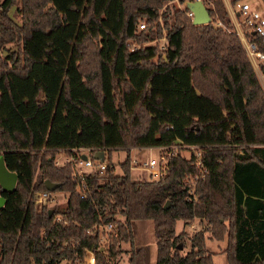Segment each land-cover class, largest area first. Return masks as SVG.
<instances>
[{
    "label": "trees",
    "instance_id": "trees-1",
    "mask_svg": "<svg viewBox=\"0 0 264 264\" xmlns=\"http://www.w3.org/2000/svg\"><path fill=\"white\" fill-rule=\"evenodd\" d=\"M172 1L0 0V157L16 175L0 191V264H80L89 249L94 264L123 251L147 264L138 221L152 224L154 264H212L207 231L225 241L226 264H264V91L221 0H200L210 22L197 26ZM176 141L202 152L196 202L185 201L194 168L180 154L157 181L129 169V150ZM70 149L122 150L121 173L107 157L82 199L70 164H54ZM45 180L67 194L61 205L33 203ZM194 220L205 229L175 233ZM106 223L116 235L99 246L92 227Z\"/></svg>",
    "mask_w": 264,
    "mask_h": 264
},
{
    "label": "built area",
    "instance_id": "built-area-1",
    "mask_svg": "<svg viewBox=\"0 0 264 264\" xmlns=\"http://www.w3.org/2000/svg\"><path fill=\"white\" fill-rule=\"evenodd\" d=\"M224 3L227 7L225 10L228 14L231 28L237 35L247 59L255 71L258 80L259 75L264 80V73L262 72L264 70V52H261L257 44L253 41V38H256L264 43V16L256 9H253L248 0H224ZM185 15L191 20L190 12L185 11ZM138 28L142 29L143 24H139ZM159 47L163 49V44L161 46L159 45ZM146 149H156L157 156L144 161L129 159V169L131 171H144L147 174V179L151 181L160 180L166 175L167 162L172 156L180 154V151L187 153V158L185 159H189L191 166L194 168V172L184 176L182 186L186 187L187 190L185 201L196 202L197 196L193 193L194 186L198 180L203 178L206 172V168L202 162L201 149L196 145H182L178 141L168 147L161 146ZM95 152L97 151L89 149H70L68 155L58 153V155L63 157V161L60 164L57 159H54V164L57 166L64 162L70 164V179L74 182V192L82 199L86 196V178L89 174L101 172L106 167V162H104L105 152H103L101 160L94 158ZM82 155L84 158L81 157ZM58 193L47 190L37 191L33 193L32 200L39 209L41 207L49 208L52 206L54 197ZM55 220L58 219L55 218ZM94 228H96L99 246H105L116 235L111 223L95 225L92 229ZM92 229L86 231V233L91 234ZM94 263V249L85 250L80 264Z\"/></svg>",
    "mask_w": 264,
    "mask_h": 264
},
{
    "label": "rangeland",
    "instance_id": "rangeland-1",
    "mask_svg": "<svg viewBox=\"0 0 264 264\" xmlns=\"http://www.w3.org/2000/svg\"><path fill=\"white\" fill-rule=\"evenodd\" d=\"M224 2V0H221ZM250 2L251 7L253 9H256L260 12L261 15L264 16V1L263 0H248ZM222 2V3H223ZM172 4L177 9H183L182 4L178 3L176 0L172 1ZM207 8L210 6V4H204ZM225 5V3H223ZM226 9V5L224 6ZM8 15L12 18V20L16 23H19L18 18L14 14V8L11 7L8 11ZM218 24H216L217 26ZM158 44L161 46L163 44V40H159ZM259 83L264 89V80L259 75ZM180 154L187 158V153L184 151H180ZM157 156V150L156 149H131L128 152V158L129 159H135L138 161H144L148 160L149 158H155ZM107 157L109 158V163L113 169L114 174L118 175L120 174V169L118 164L125 158V152L122 150H113L109 154L104 153V162L107 161ZM55 159H57L58 163L60 164L63 161V157L60 155H56ZM131 175L134 179H137V176L140 179H147V174L144 171H132ZM57 193V192H56ZM67 194L59 192L56 194V197H54V201L52 205H61L64 200L66 199ZM205 224L199 225L196 220H194L192 223H186L183 224L182 222L178 221L176 223V226L174 228L175 233H178L180 231H184L187 236H191L193 233L205 229ZM204 236V244L206 247V250L208 253L213 254L212 258V264H226L225 256L221 252V250L224 248L225 241L222 240L221 243L217 242V240H213L211 238V235L209 231L203 234ZM154 238L152 235V224L149 221H138L135 223V233L133 236V244L134 245H142L145 246L147 249V264H154V251H155V245H154ZM187 247V244H186ZM185 247V250L187 248ZM121 250H127L128 245L126 243L120 244ZM184 251V250H183ZM61 263V262H60ZM63 264V263H62ZM111 264H128L127 263V253L122 252Z\"/></svg>",
    "mask_w": 264,
    "mask_h": 264
},
{
    "label": "water",
    "instance_id": "water-1",
    "mask_svg": "<svg viewBox=\"0 0 264 264\" xmlns=\"http://www.w3.org/2000/svg\"><path fill=\"white\" fill-rule=\"evenodd\" d=\"M182 8L185 11H188L191 13V24L194 26L197 25H203V24H208L210 22V17L207 11V8L205 5L200 1H184L182 3ZM103 152L102 151H97L94 153V158H97L99 160L102 159ZM84 158V156H81ZM16 181V175L13 172H9L2 161V158L0 157V191H4L7 193H10L13 191L14 184ZM44 188L47 191H53L56 187L57 184L51 183L47 180L43 182ZM4 202V199L0 196V208ZM168 202H165L163 205V208L167 206ZM50 211H48V214Z\"/></svg>",
    "mask_w": 264,
    "mask_h": 264
},
{
    "label": "crops",
    "instance_id": "crops-1",
    "mask_svg": "<svg viewBox=\"0 0 264 264\" xmlns=\"http://www.w3.org/2000/svg\"><path fill=\"white\" fill-rule=\"evenodd\" d=\"M223 2V1H222ZM224 3V2H223ZM225 6V5H224ZM259 81V80H258ZM216 241V240H215ZM217 242H220L221 243V241H217Z\"/></svg>",
    "mask_w": 264,
    "mask_h": 264
}]
</instances>
